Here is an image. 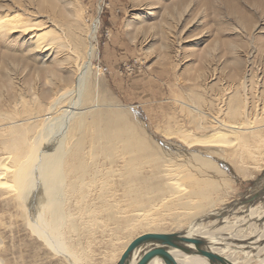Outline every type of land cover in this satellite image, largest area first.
<instances>
[{
	"label": "rangeland",
	"instance_id": "obj_1",
	"mask_svg": "<svg viewBox=\"0 0 264 264\" xmlns=\"http://www.w3.org/2000/svg\"><path fill=\"white\" fill-rule=\"evenodd\" d=\"M4 12L41 24L43 32L53 29L45 37L53 49L50 54L39 52L29 35L20 31L0 36V122H4L0 130L7 129L11 116L19 112L15 102L22 92L32 105L38 99L45 103L74 76L77 65L89 66L88 81L97 84L100 102L89 111L121 113L134 133L159 152L162 164L171 162V179L177 188L168 186V194L182 189L183 199L174 195L161 200L149 194L151 198L145 202H135L125 195L122 170L109 184L115 195L104 201L102 184L110 179L113 167L102 153L92 165L91 142L86 140L82 152L92 165L86 178L90 184L77 183L75 174L65 166L63 208L67 214L57 235L66 243L67 255L32 230L23 208L28 201L21 202L7 182L0 183V264H116L127 244L143 233L184 232L195 218L190 209L202 199L187 197L190 182L182 179L177 160L162 149L176 158V152L185 147L180 132L191 130L193 138L213 134L214 118L229 120L228 114L237 106L244 108L242 118L239 115L242 121L264 126V0H0V13ZM22 122L28 124L25 118ZM263 130L244 140L237 133H228L233 143L184 148L208 156L220 170L218 176L208 171V180L218 181L219 187L210 193L213 205L205 214L228 209L230 222L217 223L224 212L208 217L202 226L214 225L211 231L226 227L230 236L238 231L242 236L239 243L247 246L246 250L234 247L238 248L237 261L243 264H264V238L254 243L255 235L264 234V217L259 221L247 218L250 206H258L257 214L263 211ZM2 132L0 163L7 157ZM81 134L66 130L68 145L71 140L77 143ZM75 150L73 147L70 154ZM12 169L0 170L5 173L1 177L12 182ZM197 169H187L185 174L199 180L202 170ZM146 174L153 177L152 185L162 181L151 170ZM255 195L257 199L250 204L248 200ZM107 203L113 206V215L105 211ZM142 213L145 216L139 215ZM229 237L225 241L231 244L233 238Z\"/></svg>",
	"mask_w": 264,
	"mask_h": 264
},
{
	"label": "bare ground",
	"instance_id": "obj_2",
	"mask_svg": "<svg viewBox=\"0 0 264 264\" xmlns=\"http://www.w3.org/2000/svg\"><path fill=\"white\" fill-rule=\"evenodd\" d=\"M18 31H20L21 34L29 35V39L35 43L39 52H49V54L51 53L53 46H51V43L46 41L45 37L50 31L53 32V29H48L43 32L41 24L27 23L19 16L9 14L8 12L0 13V36H5L8 33H14ZM88 70L89 66L87 67L84 65H77L75 67L74 76H71L67 79L66 84L64 85L65 87H61L59 91L55 92L53 95H50L49 100L45 103L42 99H38L34 105H32L27 97L23 96V92L21 93L22 95L20 98L17 97V102H15L12 97L15 104H17L16 106L19 112L12 115L14 113L13 111V113H11V120L9 119L11 123L8 124V128L5 127L7 125L6 124L3 128L7 129L0 130L3 131L1 133V135H3L2 142L7 153V157L1 159L0 167L5 168L6 170L13 168L11 176L13 181L11 182L10 180L5 179L6 177L2 178L3 170L0 172V183H11V185L18 192L20 201H28V203L25 204L23 208L25 209L24 211L28 213L27 216H29V220L27 221H29V226L34 232L38 233V235L39 233L42 234V237H44V240L47 244L57 248L66 255L68 252L66 251V243L59 240L57 234L60 232L61 224L63 223V219H65V214H67L64 210L65 207L63 208V201L66 198L65 181L68 172H65V166L67 165L69 166V169L75 174L77 183L84 185V182H87L86 178L90 173V167L96 162L99 153H102V155L111 165V168H114V170L112 168V170L109 172L111 175L110 179H106L107 181L102 184L101 196L104 197V201L115 195L114 191L110 190L109 184L122 170H124V175L121 182L126 188L125 195L131 197L135 202H145L147 199L151 198L149 194H155L161 197V200H165L166 198L174 195H182V198L179 199H183L182 189L168 194V186L170 187V190L173 187L177 188L176 182L171 179L172 170L169 168L172 165L171 162L165 161L166 164H162L159 159V152L150 148L148 146L149 142L147 143L144 138L138 137L134 133L132 127L127 123V121H125L121 113L109 110L89 111L94 107L99 106L100 102L96 97L97 84H95V81L92 84L88 81ZM92 96H94L93 100ZM238 107L240 106H237L236 109L234 108V110L232 109L230 114H228L230 118L229 120L221 117H213V121H215L212 123L214 129L213 134L210 133V135L207 136L204 135L203 137L193 138L190 135L191 130L189 132L188 130L187 132L182 131V129V132L179 130L180 134L182 133L179 138L181 139L182 145L185 147L180 148V151L176 152V154L179 153L176 158H174V156L168 150L162 149V153L168 155L174 160H177L176 167L180 169L182 179L190 182L191 190L189 191L187 197L190 200L196 198L202 199L196 203L194 209H190L192 214L195 215V218H193L192 222L184 228L183 231L185 235L194 237L196 236L207 240L208 249L221 254L231 264H243L237 261L238 248L234 249L236 246L239 248H245L246 250L247 246L239 243V240L242 239V236L238 234V231L235 234L233 233L232 236H230L231 234L227 235V233H225V230L227 229L226 227L211 231V227L214 225H210L211 227L202 226V222L207 221L208 217H211L212 215L214 217L221 216L224 212H226L224 217L216 218L217 223L218 221L221 223L229 221L228 216L231 211L228 209H224V212L222 209L205 214L206 211L213 205V203L210 201V193L215 192L219 187L217 184L218 181H212V179L211 181L208 180V173L211 172L215 176H218L221 175V172L218 167L215 166L216 164L214 165L213 161L208 159L209 157L207 155L206 156L208 158L205 156L203 157L194 151H186L184 148L188 149L189 147L197 144L210 145L211 143H220L221 145L225 143H233V141L228 140V133H237L243 136L242 139L244 140L249 137L248 135L257 133L256 131L258 129L259 131L264 129L263 125H260V127L253 126L254 121H242L241 110L244 108L240 110ZM195 109H198V106ZM226 112L228 111L225 110L224 115ZM19 115L22 118H20ZM239 115L241 118H239ZM208 117L210 116L208 115ZM24 118L27 120L28 124H23L22 120ZM53 123H55V125L52 126ZM66 130L71 135L82 133L79 139L76 138V140H78L77 143L74 142V140H71L72 144L68 145L70 139L69 135H65ZM197 130L199 131L198 128ZM252 138L254 139V137ZM252 138L248 139L253 140ZM86 140H90L91 142L89 155L91 161H93L92 165H90L91 163L88 162L87 158L83 156L84 151L82 152L83 144ZM250 144L252 143L250 142ZM73 147L76 148V150L73 154H70V150ZM238 148L241 149L240 147ZM10 160L12 165L8 166ZM120 164L121 167L119 166ZM117 167H120V169ZM194 168H199L202 170L203 177L201 179L196 180L190 174H185V170L188 169L191 171V169ZM149 170H151L153 174H156L155 176H161L162 181L158 179L157 184L152 185L151 180L153 177L147 176L146 174ZM3 175H5V173ZM3 179L4 181H2ZM88 184H90V181ZM73 186V183H71L70 187L72 189ZM87 186H85V188ZM88 193L90 194V192ZM250 204H253V202ZM105 207V211H107L109 215H113L115 213L113 206L109 203H107ZM257 207V205L249 207L247 217L249 221L252 219L259 221L264 217V204L261 206L263 211H261L259 214H257ZM144 214L142 213L139 215L143 216ZM252 224L254 223H251V225ZM235 225L238 226V224ZM262 226H264V222ZM234 227L236 226H233L232 228ZM229 236L233 238L231 244H228L229 242L225 241V238H228ZM230 237L229 239H231ZM263 238L264 234L260 233L259 235H255L254 243L256 241H260L261 243ZM236 240L237 242H235ZM250 243L251 242L248 244ZM263 245L261 246L264 247ZM69 249L70 248L68 247V250ZM140 249H142V247H139L134 251L132 264H134L140 258L141 254L138 253ZM259 252L257 251V253ZM168 253L178 264H211L209 259L206 257L188 254L178 249H170ZM245 254L247 255V252H245ZM150 264L165 263L161 257H155L150 262Z\"/></svg>",
	"mask_w": 264,
	"mask_h": 264
},
{
	"label": "water",
	"instance_id": "obj_3",
	"mask_svg": "<svg viewBox=\"0 0 264 264\" xmlns=\"http://www.w3.org/2000/svg\"><path fill=\"white\" fill-rule=\"evenodd\" d=\"M255 199L256 195L248 202L252 203ZM207 246V240L187 236L184 232H146L127 245L116 264H132L133 253L139 247H142V254L134 264H150L155 257H161L165 264H178L168 253L170 249L206 257L211 264H231L225 257L209 250Z\"/></svg>",
	"mask_w": 264,
	"mask_h": 264
}]
</instances>
